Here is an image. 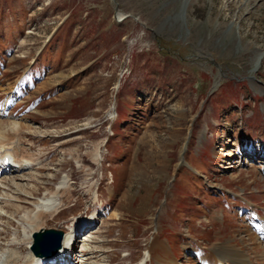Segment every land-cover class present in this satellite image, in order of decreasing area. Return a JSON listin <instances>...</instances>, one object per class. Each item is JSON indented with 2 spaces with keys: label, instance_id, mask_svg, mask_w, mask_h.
<instances>
[{
  "label": "rangeland",
  "instance_id": "1",
  "mask_svg": "<svg viewBox=\"0 0 264 264\" xmlns=\"http://www.w3.org/2000/svg\"><path fill=\"white\" fill-rule=\"evenodd\" d=\"M241 1L0 0V129L42 168L2 178L0 248L25 255L22 216L65 183L37 228L90 221L74 264H139L156 239L178 261L146 264L217 242L264 264L243 222L264 211V0Z\"/></svg>",
  "mask_w": 264,
  "mask_h": 264
},
{
  "label": "bare ground",
  "instance_id": "2",
  "mask_svg": "<svg viewBox=\"0 0 264 264\" xmlns=\"http://www.w3.org/2000/svg\"><path fill=\"white\" fill-rule=\"evenodd\" d=\"M233 1L235 2L236 0H233ZM237 1L242 2L241 0H237ZM249 3H250V0H244L245 5H249ZM12 88L13 87H11V89ZM1 125H2V123H0V126ZM18 130L13 129V128L3 130L2 127L0 129V169L2 167L1 170H4V171L8 170L9 171V168L7 169V167L10 166L9 165L10 161L8 160L7 163L4 162V160H3L4 157L10 158L11 160L13 159V164H15V165L11 166L12 167L11 169L16 168V167H18L17 169H19V170L13 169L15 173L16 172L17 173H24V171H28V170L33 171L35 169L36 170L42 169L40 167L41 163L40 162L38 163L37 158L34 159V158H31L30 156H22L19 158L18 154L14 152L13 149L16 147V144L19 143L18 142L19 138L17 139V136H19ZM20 136H21V134H20ZM99 154H100V150H99ZM93 160H98L94 163H99L101 160V154H100V156L98 154H96L94 156ZM34 167H38V168H34ZM64 180L65 179H63L62 182H64ZM2 182H3V179L1 177L0 178V184ZM60 182H59V184H60ZM65 186H66L65 183H63L62 187L57 186L59 188V190H57L54 193H51L47 198H44L42 200L37 201L34 204L33 210L25 213L24 216H22L21 222L27 225V231H26V233H24L22 239L16 238L13 242L16 244L25 243L27 245V252L25 255L23 253H20L15 248L16 246L15 247L14 246H10V247L7 246V247L0 248V264H44L45 261H48L51 259V258H37L32 254V252L30 250V245L32 244V233L33 232L37 233V232L42 231V229L39 230L38 228H39V226H42L43 224H45L44 221L46 220V217H49L53 213L57 212L58 206L60 203L59 200L57 199V197H60V193H61V197L64 193H66L67 189H65ZM57 187H56V189H57ZM24 190H25V194L32 195L30 193L32 191L26 190V188ZM0 196H2L4 198V195L0 194ZM3 202H4V204H7L9 206V200H7V198L4 199ZM3 202H0V204H2ZM12 206H14V205H12ZM10 207H11V205H10ZM4 208L2 207L1 210H3ZM17 210H18V208L16 207V211ZM4 212L8 213L6 211V209H4ZM217 216H218L217 213H215L214 218H217ZM74 223L72 225H74ZM80 225L81 226H79L78 228H76V223H75V226L65 227V229L62 231L63 232V239H62V243H61V249L52 258H57L59 256L62 257L63 255H65V253L67 254L69 246H71L70 245L71 242L73 240H75L74 244L76 243L77 234H79L78 231L81 232V230H80L81 227L84 226V230H85V229H87L86 226H89L88 223L86 224L85 222H83V224H80ZM36 229H38V230H36ZM250 230L252 231V229H250ZM251 231H250V233L252 235V238H255L254 234ZM251 235H249V237H251ZM223 243L224 242H217V243L213 244V247L211 249L206 250V252L204 253V255L201 258L202 263L203 264H220L222 259L224 260V259L229 258V259H232L234 261V264H246V262L244 260H247L249 258H247V259L244 258L245 254L243 253L244 252L243 249L254 250L253 248H247L246 246H243V247L241 246L240 248H238L234 244L229 245V244H226V243L223 244ZM76 244H75V246H76ZM225 245H227L229 247H227ZM234 247L238 248L240 251H236L234 249ZM184 248H186V247H184ZM157 249L160 250V252L162 254L167 253L168 255H170L169 251H167V249L165 248L164 243L161 242V240L156 239L150 243L149 250H147L145 253V259L143 258L139 262V264H143L147 260L151 261L152 253ZM73 252L77 253V249L74 248ZM165 258L167 259L166 256H165ZM168 259H169V256H168ZM172 260L176 261V259H174V258H172ZM154 261L156 262V264L160 263V261L163 264H173V261H171V260H169L167 262L164 260L162 261V258L159 256L155 257ZM236 261L240 262V263H237ZM249 261H250V259L248 260V262ZM226 262H228V261H226ZM222 263L224 264L225 262L222 261ZM228 263H230V262H228ZM230 264H232V263H230Z\"/></svg>",
  "mask_w": 264,
  "mask_h": 264
},
{
  "label": "water",
  "instance_id": "3",
  "mask_svg": "<svg viewBox=\"0 0 264 264\" xmlns=\"http://www.w3.org/2000/svg\"><path fill=\"white\" fill-rule=\"evenodd\" d=\"M62 236V232L56 230L33 233L31 251L35 256H51L60 248Z\"/></svg>",
  "mask_w": 264,
  "mask_h": 264
}]
</instances>
